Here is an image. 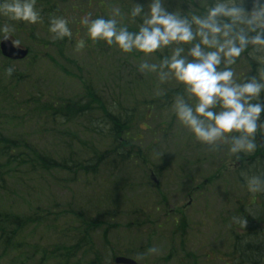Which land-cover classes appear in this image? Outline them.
<instances>
[{
    "label": "rangeland",
    "instance_id": "374dc122",
    "mask_svg": "<svg viewBox=\"0 0 264 264\" xmlns=\"http://www.w3.org/2000/svg\"><path fill=\"white\" fill-rule=\"evenodd\" d=\"M177 2L178 0H165V6L169 11L178 10L179 8L173 4ZM202 2L203 0H199V3ZM131 5L133 7L134 3ZM111 11H108L110 15ZM87 12L94 17L98 10L93 6ZM0 26L8 28L7 33L0 31V37L6 35L16 45L26 48V34L17 32L10 24V20L0 17ZM83 36L80 33V37L74 39V42L65 49L68 58H74L79 62V69L63 58L57 59L65 66V73L44 57V53L48 51L41 48V40L37 35L38 39L35 41L37 45L34 47L37 58L30 62L31 67L26 71L23 60L20 62L14 60L11 65L13 69L24 71L30 76L25 80L24 85L17 89L18 97L26 99L27 95L35 94L42 100L52 103H59L63 99L86 102L88 99L85 88L81 85L86 83L105 104L136 106V113H143L145 119L143 123L132 129L131 135L137 137L136 143L140 144L143 150L145 163L143 160H131L117 168L111 166L114 169L101 171L94 183L57 182L55 184L54 181H50L48 188L39 186L37 189L42 194L48 192L49 199L59 202L58 211L62 209L80 211L84 215H80L81 219L91 217L104 223L92 228V242L94 249L102 255L106 264H115L113 258L117 256H127L136 260L137 264H223L224 256L228 252L229 229H234L236 234L243 233L239 227L245 226L242 220H245L247 226L256 223L260 228L264 227L262 201L264 192L250 193L245 186L239 188L237 175L236 179L234 178V163L224 149L225 144L211 149L196 142L188 130L178 124L170 106L163 111L152 110L151 116H146L148 113L144 107L146 104H142L140 99L157 94L159 88L173 86L171 82H163L164 86H162L155 73L138 71L141 62L154 63L152 58L133 51L130 61L127 53H122L117 48L119 53L105 60L103 57L100 58L97 50L93 52L76 48L77 42L83 39ZM113 50L114 48H111V51ZM49 53L55 58L54 50L52 53L49 50ZM242 61L243 58L237 60L238 63L234 66L237 74L245 72L246 62H243L239 70H235ZM81 122L82 126L73 129L76 136L87 141L88 144L103 141L96 135H87L83 130V128L87 129L86 122L83 120ZM45 124L46 127L29 119L24 128L14 132L37 142L55 156L64 155L67 151H64L63 146L60 147L62 139L59 140L65 138L64 134L57 133L48 123ZM14 132L11 131L10 134H15ZM72 147L73 153L82 152L77 145L73 144ZM214 156L221 157V164L225 165L221 179L216 177L217 167L215 160L212 159ZM109 175L110 178L107 177ZM60 176L67 175L60 174ZM210 177H215V194L210 197L207 193H193L194 204L185 210L188 219L185 232L181 231L182 234H176V231L170 232L173 229L170 219L167 224L161 225L160 232L150 234L151 229L148 228L150 221L158 219L159 216L162 218L161 214L165 215L163 212L169 209L168 205H164L159 211H155V203L160 199V195L168 197L169 205L178 208L187 204L186 192L193 191L194 185ZM155 180L159 190L154 189ZM22 194L25 209L31 204L32 199L27 197L26 192ZM236 206H245L246 210L240 212V215L236 212L234 216L230 215L231 211L237 208ZM104 210L106 212L103 213ZM64 214L68 221H73L74 225L80 222L74 213ZM53 216L61 218L62 213H57L55 210ZM236 220L239 225L235 224ZM161 222L164 220L161 219ZM59 226L62 227L61 224H57V227ZM152 230L156 232L155 229ZM29 236L33 241H39L44 245H51L58 240L51 225L42 226L31 232ZM72 240H74L73 236L70 235L66 242ZM150 247H155L157 251L147 254V249ZM90 256H81L80 264L87 263Z\"/></svg>",
    "mask_w": 264,
    "mask_h": 264
},
{
    "label": "trees",
    "instance_id": "16d2710c",
    "mask_svg": "<svg viewBox=\"0 0 264 264\" xmlns=\"http://www.w3.org/2000/svg\"><path fill=\"white\" fill-rule=\"evenodd\" d=\"M135 2L145 4L146 0H135ZM132 3L134 0H36L35 7L40 14L39 22L29 24L23 21H10L17 32L26 34L28 55L23 59L24 69L27 71V68L31 67L30 62L37 58L34 47L37 45L35 41L38 37L41 40V48L48 51L44 53V57L65 73V66L57 59L63 58L79 69V62L74 58H68L65 49L67 45L74 42V39L80 37V33L84 35L83 40L86 39L84 51L97 50L100 58L109 60L120 50L117 51L115 45L108 46L103 41L93 43L87 38L86 28L81 25L80 20L93 6L98 12L92 18L99 16L109 18L108 11L119 7L123 14L122 18H118L120 22L126 25L129 31H136L137 24L129 20L127 16ZM190 3H195V0H190ZM173 4L181 9L188 7L186 0H178ZM194 10L203 11L199 3ZM51 17L66 18L69 21L68 26L72 36L54 40L53 34L48 31ZM111 48L114 50L111 51ZM49 50L51 53L54 50L55 58ZM132 54V52L127 53L130 61ZM164 54H168L167 49ZM160 56V52L149 55L153 62H158ZM242 57L249 64L250 70L255 71L256 62L251 61L246 54H242L240 58ZM240 58L238 61L241 60ZM12 62L14 61L0 54V264H80L79 258L87 255H91L90 259L88 258L87 263L81 264H106L102 255L94 249L92 242V228L104 223L88 216H86L88 219H81L83 214L80 211L73 212L70 209L58 211L59 202L49 199L48 192L42 194L37 188L39 186L48 188L50 181H54L55 184L57 182L94 183L102 173L101 171L104 172L109 168L113 170L111 166L117 168L131 160H143V150L140 144L136 143L137 137H133L131 133L135 126L144 122L145 116L141 112L136 113V106L133 105L123 107L105 104L94 89L86 83L81 84L85 88L83 89L88 99L86 102L63 99L59 103H52L42 100L35 94H29L26 99H21L18 97L17 89L21 88L30 76L24 71L13 69ZM9 68L12 69L11 74L7 71ZM254 74L252 71L243 76ZM161 85L164 86L162 82ZM181 92L182 88L179 85H173L169 88H159L157 94L141 98L142 104H146L144 107L148 111L146 116L150 117L152 110L155 109L165 110L172 104L174 97ZM126 96H128L127 93ZM29 119L43 126L48 123L52 130L64 134L65 138L59 139H62L60 147L63 146L64 151L67 152H64L62 156H55L37 142L17 135L14 130L19 131L24 128ZM81 120L86 122L87 129L83 128L84 132L87 135H96L98 139L102 138L101 143L89 142L88 144L74 134L73 129L83 125ZM11 131L15 134H10ZM73 144L77 145L82 152L73 153ZM256 144L257 147L252 153L236 155L228 152L227 144L224 146L229 159L234 163V178L236 179L237 175L239 188L245 186L241 173L264 175V135L261 136V140L256 139ZM212 159L215 160L217 167L216 177L221 179L225 165L221 164V157L214 156ZM143 162L145 163L144 160ZM60 174L67 176L61 177ZM111 175L107 177L110 178ZM214 179L215 177H210L207 180L214 181ZM148 180L151 181V179ZM154 189L159 190L158 183H154ZM22 192H26L27 197L32 199L31 204L25 209ZM165 197L160 195V201L156 202L155 206H161ZM262 201L264 204V198ZM238 207L235 208L236 211L232 210L230 215L234 216L235 212L240 215V212L246 210L245 206ZM55 210L57 213H62L61 218L53 216ZM68 212L74 213L80 222L74 225L73 221H68V218L64 216V213ZM244 221L242 220V223L245 226H239L243 233L236 234L234 229H229L228 252L224 256L223 264H264V227L260 228L256 223L247 226ZM57 224H61L62 227H57ZM45 225H51L58 238L51 245L33 241L29 236L31 232ZM180 225H185V221L182 220ZM56 228L61 230L58 231ZM70 235L74 240L66 242ZM28 245L30 246L27 247Z\"/></svg>",
    "mask_w": 264,
    "mask_h": 264
},
{
    "label": "clouds",
    "instance_id": "9594fccd",
    "mask_svg": "<svg viewBox=\"0 0 264 264\" xmlns=\"http://www.w3.org/2000/svg\"><path fill=\"white\" fill-rule=\"evenodd\" d=\"M186 3V9L169 11L165 0H146L145 4L134 0L127 16L137 24L136 31L120 22L119 7L112 8L109 18H92L87 13L80 23L93 43L115 45L122 53L149 56L160 52L158 62H141L138 71L155 73L162 83L182 88L170 105L178 124L211 149L227 144L230 154L252 153L258 130H264V0ZM197 3L203 11L194 10ZM35 5L36 0H0V17L37 23L40 14ZM68 24L66 18L51 17L52 38L71 37ZM0 31L7 33L8 28L0 26ZM84 46L83 39L76 44L77 49ZM242 54L256 62L254 75L244 77L234 71ZM7 71L11 74L12 69ZM241 177L248 192H264V175L241 173ZM156 251L150 247L147 254Z\"/></svg>",
    "mask_w": 264,
    "mask_h": 264
},
{
    "label": "flooded vegetation",
    "instance_id": "af4514ba",
    "mask_svg": "<svg viewBox=\"0 0 264 264\" xmlns=\"http://www.w3.org/2000/svg\"><path fill=\"white\" fill-rule=\"evenodd\" d=\"M242 58H240V59H242ZM243 62H245L244 58H243V61L240 63L239 67L235 69L236 71L242 67ZM245 66H246L245 72H238V75H243L244 73L246 75L247 73L249 74L252 71L255 73L254 70H252V69L250 70V66L248 63H245ZM261 101L264 102V93L261 94ZM262 118H264V113H262ZM263 131L264 130H258V132L256 134V139L261 140V136L264 135ZM155 183H157V182H155ZM215 189H216V182L215 181L204 180L200 184L194 185L193 191L185 193L186 198H188L187 204L186 205L184 204L183 206H180L178 208L170 206L169 205V198L165 197L163 199L164 203H162L161 206L157 205L155 208V211H159V209L164 207V205H168L169 209H166L163 212V214H165V215L161 214L162 218L159 216L158 219H153V221H150V223L148 224V228L151 229L150 234L160 232V229H162L161 225L167 224L170 219L172 220L171 221V223H172L171 227H173V229L170 230V232L176 231V234H182L181 231L185 232L187 227H188V219L185 216L186 215L185 210L194 204L193 193H197V192H199V194L207 193L211 197V196H214V194H215L214 190ZM202 197L205 198V196H202ZM205 199H207V198H205ZM158 201H160V199ZM161 219H162V221L164 220V222H161ZM182 220L185 221V225H180ZM155 226L157 228H155ZM152 229H155L156 232H154ZM135 264H137L136 260H135Z\"/></svg>",
    "mask_w": 264,
    "mask_h": 264
},
{
    "label": "water",
    "instance_id": "95a60500",
    "mask_svg": "<svg viewBox=\"0 0 264 264\" xmlns=\"http://www.w3.org/2000/svg\"><path fill=\"white\" fill-rule=\"evenodd\" d=\"M0 53L2 56L10 60H21L24 59L28 50L23 47L16 46L14 42L9 39L6 35L0 38ZM116 264H134V260L126 257H116L114 259Z\"/></svg>",
    "mask_w": 264,
    "mask_h": 264
}]
</instances>
